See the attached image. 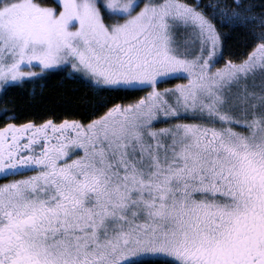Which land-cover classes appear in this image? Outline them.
Returning <instances> with one entry per match:
<instances>
[{
	"label": "snow or ice",
	"instance_id": "snow-or-ice-1",
	"mask_svg": "<svg viewBox=\"0 0 264 264\" xmlns=\"http://www.w3.org/2000/svg\"><path fill=\"white\" fill-rule=\"evenodd\" d=\"M0 102V264H264V0H0Z\"/></svg>",
	"mask_w": 264,
	"mask_h": 264
},
{
	"label": "trees",
	"instance_id": "trees-1",
	"mask_svg": "<svg viewBox=\"0 0 264 264\" xmlns=\"http://www.w3.org/2000/svg\"><path fill=\"white\" fill-rule=\"evenodd\" d=\"M229 44H233V41L230 40ZM226 55H227V53H226ZM62 76H63V74L61 73L59 75H52L51 77H49L46 80V82L44 83L43 89H41L40 83L37 82V84L35 85L36 93L39 94V93H41V91H43V93L46 96H49V97H52L53 99H55L56 93L59 90L76 89L77 95L86 91L85 85H83L79 81H71V80H63L62 81ZM31 89H32V85H28L23 90V92H13V93L9 94L8 99H12L14 101V103L17 106V110L19 112L24 113V112L32 111V107L28 103L29 100H32L33 105L39 103V99H40L39 95H37L35 97V99H33L31 96L27 95V93H29L31 91ZM0 107H4V104L2 102H0Z\"/></svg>",
	"mask_w": 264,
	"mask_h": 264
}]
</instances>
